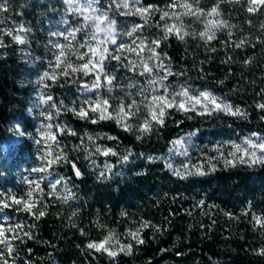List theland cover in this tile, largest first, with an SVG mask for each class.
<instances>
[{
    "label": "trees",
    "instance_id": "trees-1",
    "mask_svg": "<svg viewBox=\"0 0 264 264\" xmlns=\"http://www.w3.org/2000/svg\"><path fill=\"white\" fill-rule=\"evenodd\" d=\"M109 2L101 0L97 6L103 8ZM141 3L173 11L167 8L172 0H141ZM214 3L215 0H199V7L208 10ZM174 11L183 10L177 7ZM220 11V19L233 27L217 31L216 39L205 43L196 35L186 36L182 41L171 35L162 41L157 52L162 58L163 53L171 58L173 73H183L169 76L165 81L170 85V92L179 91L180 85L190 86L192 95L208 89L230 101L234 107L246 110L247 118L223 112L211 116L197 115L196 112L186 114L173 108L168 110L163 128L137 140L138 132L125 131L115 120H101L93 124L90 119H79L71 111L62 109L56 115L55 109L50 108L53 117L49 120L58 141V144L52 143V148L74 160L82 176L76 177L71 165L64 162L53 164L48 169L54 178H65L63 180L69 186L72 198L63 199L69 192L63 196L55 193L48 195L49 192L44 190L47 208L43 210L46 215L39 220L14 208L0 210L7 219L15 218L17 223L26 226L35 225L33 239L25 238L23 243L12 241L16 248L11 256L6 255L8 264H264V256L255 251L264 247V242L259 238L258 228L244 214L248 204L264 206V165L225 167L223 159H213L216 170L209 171L210 164L207 162L210 157L220 156L217 142L227 140L229 135L238 140L253 133L264 137V120H261L264 111L255 107L256 103L264 102V95H258L264 88V43L260 42L264 40V30L261 29L264 9L249 14L242 3L225 0ZM109 15L117 22L118 42L131 43L135 37L123 33L130 30L133 24H142L140 17ZM160 15L161 12H156L150 23L136 35L146 37L148 42L163 36L165 23H177L171 18L160 21ZM63 20H68L66 25L73 27L83 24L81 17L67 13L64 0H8V11L0 13V29L12 28L20 23L31 28L28 45L16 44L5 35L4 44L7 46L0 48V192L16 195L21 191V182L15 179L14 173L24 165L28 166L34 155L31 140L16 131L17 125L25 132L33 126L25 111L29 91L27 80L32 77L33 69L44 73L50 68L42 58L47 48L45 42L51 28L63 25ZM182 20L187 32L204 30L203 17L183 16ZM90 31L85 28L77 33L83 43H94L86 40ZM244 38L249 43L241 48L235 47ZM108 46L111 48L114 45ZM24 55H28L32 62L28 64ZM130 55L126 54L124 64L133 58L138 62L135 53H132L133 57ZM70 58L74 64L82 62L73 55ZM246 60L250 62L245 64ZM164 63L168 64L169 60L164 59ZM107 64V70L116 79L113 86L102 88L114 93L130 84L132 88L127 94L135 100L138 99L136 90L141 88L146 89L143 94L149 99L153 94H162V89L154 93L152 86L147 84L150 76H141L139 71H130L114 60ZM155 71L164 75L160 69ZM93 80V75L84 76L82 73L60 76L57 82L45 78L44 85L50 87H44V92L51 95L59 106L60 101L69 103L82 89V84L91 85ZM221 80L223 84L219 83ZM89 115L95 119L98 114ZM146 115L138 113L128 122L135 128ZM61 121L76 135L67 131L60 133L56 125H60ZM189 132L195 133L193 141L204 156L202 162L194 165H203L207 174L181 178L174 174V158L169 150L173 140ZM105 134L117 139L108 140ZM89 136L93 139L89 140ZM97 145L111 147L118 155L90 156L89 153H94ZM128 150L132 153L129 160H120ZM188 153L193 154L191 150ZM149 156L154 157L151 162L147 159ZM106 163L114 165L113 174L109 179H98ZM192 166L188 167L191 169ZM39 195L37 193L35 197ZM201 200L203 205L199 204ZM225 213H231L234 218ZM143 221H150L161 231L157 232L153 227L144 228L140 235L145 243L136 244L127 233L135 231ZM24 231L28 228L25 227ZM109 231L114 235L111 242L113 250L119 246L117 241L120 245L131 243V255L120 253L113 259L106 253L87 248L89 242L101 241ZM0 251L6 252L2 245ZM0 264L3 262L0 261Z\"/></svg>",
    "mask_w": 264,
    "mask_h": 264
},
{
    "label": "snow or ice",
    "instance_id": "snow-or-ice-1",
    "mask_svg": "<svg viewBox=\"0 0 264 264\" xmlns=\"http://www.w3.org/2000/svg\"><path fill=\"white\" fill-rule=\"evenodd\" d=\"M225 0H215V3L211 8L205 10L199 7V0H172V3L167 5L168 9L173 11L161 10L157 6L148 4L144 5L141 3V0H110V2L103 8L97 7L100 5L101 0H87L86 5L80 3V0H64V4L67 6L66 11L69 14L82 17L83 24L79 27H71L66 31H53L49 35L56 37H64L65 40H68V44L53 43L49 40V44H52L53 47L59 49V53L55 54V64H49V67L52 71H45L42 76L39 78V82L43 83L45 78L50 79L52 82H57L60 76L68 77L72 74L82 73L84 76H89L90 74L94 76V80L91 85L84 83L82 88L85 91L98 90L104 86H113V83L116 79L115 75L109 73L107 62L110 60L117 61L124 67H127L130 71L136 72L139 71L141 76H150L151 79H148L147 84L152 86L154 93L158 92L159 89H162V94H153L149 99L147 96L144 97V100L147 103L144 105L147 110V115L144 117L143 122L136 126L129 123L128 121L135 117L140 112V101L132 99L130 103L125 104L124 100L117 105L114 109V113L109 111L111 105L107 99H97L92 101L91 99H86L80 103V106L66 108L63 101L59 102L57 106L56 102L53 100L51 95L42 97V103L50 104V108L55 109V114L59 115L61 110L71 111L81 120H91L93 124L98 123L101 120H115L118 126L122 127L125 131L128 132H138L136 135L137 140H141L145 135L151 134L154 130L163 128L165 126V119L169 115V109L175 108L177 111H182L184 113L196 112L197 115H208L211 116L217 112H223L231 116H239L241 118H247L248 113L246 110H242L240 107H234L230 101L225 98L216 96L212 91L205 89L199 92L198 95H192L190 86L180 85L179 91L173 90L169 91L170 85L166 84L165 81L168 80L169 76L173 75H183V73H173L171 69V58L167 56V53H163V58L161 53L157 52V48L160 47L162 41H166L169 36L175 35L178 39L184 40L186 36H196L198 35L200 39L204 40L205 43L210 42L216 39L217 31H222L224 29H230L233 27L226 20L220 19L222 13L220 11V6L224 3ZM228 3L241 4L245 7V10L249 14H256L261 12L264 9V0H227ZM179 7L182 9V12L174 11ZM8 11V0H0V13H6ZM156 12H161L159 17L160 21H165L166 18H171L177 21V23L168 24L165 23L163 26V36L158 39H153L147 41L146 37L141 35H136L139 31L144 29L152 19V16ZM109 13H114L115 15L120 16H132L140 17L143 21L142 24H133L130 30L123 33L128 37H135L131 40V43H119L118 42V33L116 31V20L109 15ZM191 16L196 19L204 18V30L199 33L187 32L185 31V25L183 24L182 17ZM65 24H68V20L62 21ZM250 23V21H249ZM159 26V22H157ZM91 28L90 33L86 36V40H90L94 43H82L79 44V47L73 46V41L76 40V34L83 31L85 28ZM261 29L264 30V24H261ZM0 48L6 47L4 44V36L11 37L12 41L19 45H28L30 43L28 35L31 33V28L26 27L24 23H20L12 28L0 29ZM100 33H104V38L99 37ZM71 37V40H69ZM229 37H231V32L229 31ZM259 39V38H257ZM138 41V43H137ZM264 43V40L260 41ZM249 41L247 38L241 39L236 43L235 47L241 48L248 44ZM108 44L115 45L116 47L110 51ZM87 48L86 52H80V48ZM213 52L216 51L215 48L212 49ZM147 52L148 55L144 56L143 53ZM75 55L79 61H82L79 64H74L71 61L70 55ZM135 53L137 60H128L127 64H124L123 61L126 59V54ZM87 58V59H85ZM164 59H168L169 63L165 64ZM231 57H229V60ZM227 61H225L226 63ZM250 60H246L244 63H249ZM60 69L59 72L56 70ZM160 69L164 72V75H159L155 70ZM70 70V71H69ZM202 72V70H201ZM219 83L223 84L224 81L221 80ZM45 87H50V85H45ZM132 87V85H129ZM146 89L141 88L140 94L143 93ZM258 95H264V88L260 90ZM255 107L264 111V102L256 103ZM89 113L98 114L97 118L93 119ZM47 115L48 119H52L53 113L47 111V113L42 112L41 115ZM191 118V117H189ZM261 120H264V116L261 117ZM52 125H44L42 130H38L39 135L42 137V140H37L36 143H45L47 144V150L44 155L41 157L45 161L43 167L33 168V172L44 173L48 171L53 164H59L61 162L68 163L71 165L74 175L76 177H81L82 172L77 167V163L74 160H70L66 153L55 154L52 151V144L57 143V136L52 131ZM56 128L60 133L67 131L69 134L75 136L76 133L67 125L61 126L56 125ZM16 131L23 135V130L20 125L16 126ZM195 133H190L189 136L194 135ZM108 140H115L117 137L109 136L105 134ZM252 136L258 137L257 140L251 138H245L243 144L229 142L232 151L228 153L226 158L220 149V156L210 157L208 163L210 164L209 171H215L216 165L212 163L213 159H223L225 167H236L237 164L247 165L249 167L255 166L257 164L264 165V137L260 136L259 133H253ZM89 140L93 138L88 137ZM175 148L177 145H183V137L174 140L171 142ZM79 147V146H77ZM171 151V149H170ZM103 155L105 157L117 156L118 153L111 147H101L96 146L94 153H89V155ZM131 150H128L126 155L120 157V160L127 162L131 156ZM187 155V150L182 153ZM49 157H52L49 159ZM149 162H151L154 157H147ZM120 161H117L119 163ZM94 163V161H92ZM114 165L106 163L105 170L101 171L98 175V179H109L113 174L112 169ZM171 168V164L168 165ZM184 171L181 172L178 169H173L174 174L181 177L187 178L191 175H206L203 165H193L190 169L187 164L183 166ZM139 174V173H138ZM44 179L43 176L39 177L36 180H28L27 183L30 185L29 191L26 194V197H17L16 195H10L8 193L0 192V210L14 208L15 211H23L34 217L35 220H39L41 217L46 215L45 210L47 204L44 203V189L41 188V181ZM65 178L57 179L55 183H49V187L52 189L51 192L47 193L52 195L55 193L56 185L61 183V180ZM40 193L39 197H34L33 193ZM72 198V194L69 190V195L63 197L65 201ZM204 201H199L200 205H203ZM40 205V207H37ZM251 205H249V209ZM245 215L248 214V210H245ZM75 215V213H73ZM225 215L230 218H234L231 213H225ZM252 221L254 222L253 226H259L261 229H264V213L257 215L252 213ZM75 226V225H73ZM27 227L28 231H24V228ZM35 227L32 225H24L23 223L10 224L5 226L0 224V245L4 247L6 252L0 251V261L3 264H8L6 259L7 256H11L15 251L16 245L12 241H20L23 243L26 239H33L32 229ZM153 227L157 232L161 231V228L155 225H152L150 221H143L135 231L129 230L127 235L135 241L136 244L145 243L144 239L141 237L140 233L144 228ZM11 233V235H8ZM83 234V230H81ZM114 235L112 231H109L99 242H89L87 248L94 250L99 253H106L110 258H116L120 253L125 255H131L133 252V245L131 243L119 245L115 250H113L112 240ZM30 251V250H29ZM258 255L264 256V247L255 250ZM180 253H178L179 255Z\"/></svg>",
    "mask_w": 264,
    "mask_h": 264
},
{
    "label": "rangeland",
    "instance_id": "rangeland-1",
    "mask_svg": "<svg viewBox=\"0 0 264 264\" xmlns=\"http://www.w3.org/2000/svg\"><path fill=\"white\" fill-rule=\"evenodd\" d=\"M80 3L83 5H86L87 0H80ZM65 7L67 8L66 5H65ZM71 27H73V26H71V24H69V25H66L65 23L63 25L58 24V25H56V27L51 28L50 32L56 31V29H58V31H66V30L70 29ZM89 29L91 30L90 27H89ZM99 37L101 39H103L104 33H100ZM49 40L53 41V43H61V44H68L69 41L65 40L64 37H61V36L53 37V36H50L49 34L47 35V39L45 42V46L47 48H46V52L44 53L42 58L44 61L46 60L48 62V65L50 63H52L54 65L55 64V54L59 53V49L53 47L52 44H49ZM69 40H71V37H69ZM82 43H83L82 38L79 37L78 34H76V40L73 41V46L78 48L79 44H82ZM115 47L116 46L114 45L113 47L109 48L110 51L112 49H114ZM79 51L84 52L85 48H80ZM130 54H131L130 56L133 57L132 53H130ZM69 55L71 56L72 54L69 53ZM24 56H25V60L28 64L32 62L31 58L28 55H24ZM73 56H75V55H73ZM133 60H134V58H133ZM47 71H52V69L49 68V69H47ZM42 74H43V72H41L37 69H33L32 77L27 80V83L29 85V91H28V95H27L28 103L26 104L25 111L30 116L29 117L30 122H31V124H33V126L30 130H28L26 132L23 131V133L25 134L26 137H28L31 140V142H32L31 146H32L34 155L31 158V160H29L28 166L24 165V167L17 169V171L14 173L15 179H17L21 182V191L18 192V194H16L17 197L27 198L26 194L30 188V185L27 183L28 180H36L39 177L43 176L44 179L41 181V188H44L45 191L50 192V191H52V189L49 187V183H55V181L57 179H61V177L54 178L51 174L48 173V171H46L44 173L32 171L33 168L43 167L45 164V161L42 160L41 157L44 155V153L47 150V144L36 143L37 140H42V137L39 135L38 130H42L44 125H47V124L52 125V123H50V120L47 118L46 114L41 115L42 112L47 113V111H51L49 104H44L41 102L42 97L48 95L47 93L44 92L45 91L44 82L43 83L39 82V78L42 76ZM129 85L130 84L125 85L122 90L115 91L114 93L111 92L110 89L106 90L102 87L98 90L94 89L91 91H85L82 88V89L77 91L78 93H76V95H74V97H72V99H70L69 103L64 101V105L66 108H71V107H77L78 108L80 106V103L86 99H91L92 101H95V100L100 99V98L107 99L108 101L110 99H112L111 101H109L111 103V107L109 108V111L113 112V114H115L114 109H116L117 105L121 102V100H124L125 104L130 103L132 100L129 97V95L127 94L128 90L130 88H132V87H129ZM108 91H110L109 94H108ZM136 93L138 96V99H136L137 102L139 103L140 101H144V103H140V112L139 113L146 115L147 110H146L144 105L147 103V101L144 100V94L141 95L139 89L136 90ZM60 125L64 126L66 124L63 121H61ZM53 129H54V127H52V131H53ZM190 133H192V132H189V134ZM189 134L181 136V137H183V140H184L183 145H177L175 148L173 147V144L171 145V151L169 150L170 151L169 154L174 158V163H173L174 169L184 171L182 168L185 164L190 166V164L191 165L192 164L194 165L195 163L199 164L203 160L204 156L199 153L201 148L198 147L197 145H195V143L193 141L194 135L189 136ZM181 137H177L175 140H177ZM246 137L258 141V137H255L252 135H246L244 138H240L239 140L237 138H235L234 136L229 135L227 140H224L222 142H217V145H218L217 149H220V151L223 152L224 156L228 158V153L230 151H232L229 142H235V143L243 144ZM49 143L52 144L53 142L49 141ZM185 149L187 150V155L182 154L185 151ZM190 150L193 152L192 155L191 154L189 155V153H188ZM52 151H53V153L58 154L57 151H55L53 148H52ZM220 151H218V154H220ZM51 158L52 157H49V159H51ZM229 158H231V157H229ZM67 192H69V186H67L65 184L64 180H61V183L56 185L55 194L63 196ZM37 193L38 192L33 193L34 197L37 196ZM12 194H13V192L10 193V195H12ZM0 198H2V197H0ZM244 210H248L247 216L250 218L251 222H253L252 221V213H256L257 215L264 213V206L256 204V205L251 206V208L249 209V204H248ZM16 223L17 222L15 221V218L10 220V219H7L3 214L0 213V224H4L5 226H8L10 224H16ZM253 224H254V222H253ZM255 227L258 228L257 230L260 234V236H259L260 240L264 242V229H261L259 226H255Z\"/></svg>",
    "mask_w": 264,
    "mask_h": 264
}]
</instances>
